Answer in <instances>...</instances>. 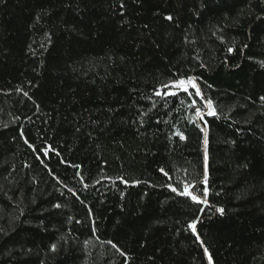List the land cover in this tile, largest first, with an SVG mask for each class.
I'll return each instance as SVG.
<instances>
[{
    "label": "trees",
    "instance_id": "1",
    "mask_svg": "<svg viewBox=\"0 0 264 264\" xmlns=\"http://www.w3.org/2000/svg\"><path fill=\"white\" fill-rule=\"evenodd\" d=\"M120 4L0 0V264H264V2Z\"/></svg>",
    "mask_w": 264,
    "mask_h": 264
},
{
    "label": "snow or ice",
    "instance_id": "2",
    "mask_svg": "<svg viewBox=\"0 0 264 264\" xmlns=\"http://www.w3.org/2000/svg\"><path fill=\"white\" fill-rule=\"evenodd\" d=\"M262 2H264V0H262ZM120 7L121 8L124 7L123 0H121ZM37 19H39V17H37ZM166 19L172 20L173 18L171 16H167ZM45 35H47V34H45ZM49 42H50V40H49ZM44 47H45V45L41 44V48H44ZM244 47L246 48L247 45H244ZM29 48L31 49V45H29ZM241 50H243V49H241ZM228 51L231 53V52L234 51V49L233 48H229ZM261 67H264V61L261 62ZM195 80H196V78L192 77V76L181 77V78H178V79L171 80L168 84L161 85V88L166 89V91L161 92L158 89V90H156L155 95H157V96H161V95L175 96L177 91H184V92L187 93L190 88L194 89L193 95L196 96V97H200L201 98V101L204 104V108L196 107L197 100H195V99H193L191 101V104H189V107H195L194 117H198L201 121H203L205 115H207V116H215L216 115V110L214 108L213 101L211 99H205L203 97V94H202L200 88L198 87V85L196 84ZM171 89H176V91H172ZM16 91L19 92V91H23V90L18 87L16 89ZM23 95L27 97L28 93L27 92H23ZM260 100L262 102H264V96L260 97ZM193 122H194V118H193ZM205 127H207L206 124H205ZM201 131H204V128H201ZM23 135H24V133L22 131L21 132V136H23ZM176 135H179L180 139H185L183 133L177 132ZM25 143H29L26 138H25ZM205 143H207V138H205ZM29 147H32L33 150H35V146L34 145L29 144ZM52 151H54V149H52L51 146H47V147H44V148L40 149V152L44 156H47ZM57 155H59V154L57 153ZM207 159H208L207 152H205V162H207ZM72 167L79 168L80 166L79 165H72ZM160 171L165 176L168 175V173L165 172L163 168H161ZM77 175L80 176V173H77ZM105 179H107V177H105ZM117 179H120L125 184L129 183L127 180H124L123 177H118ZM207 180H208V171H207V166H206L205 167V173H204V180H203V183L205 185L207 184ZM81 182L83 183V177H81ZM133 183H139V181H133ZM85 187H87L86 184H85ZM168 187L171 188V190L173 192H178L179 195L190 197L193 202H196L198 204L208 205V203H209L208 199H207L208 194H209L207 187H204L202 194H195V185L194 184L185 183L184 184V190L182 192H180L178 190V188L173 187L171 184H169ZM68 191L73 192V195H75V192L72 189L69 188ZM121 195H123V194H121ZM53 207L59 208L60 205L56 204ZM204 211H205L204 208L200 209L201 213H203ZM216 211L218 213L222 214L224 209L220 208V207H217ZM200 220H201V217L197 216L195 219H193V220L188 222L187 227L195 235L196 240L200 241L201 245L203 246V242L201 241V238H200V236H199V234L197 232V225L200 222ZM108 243L112 244V247L116 248V250L118 252H120V255L125 257V264H127V259L128 258L126 256V254L123 251H121L114 243H112V241H108ZM55 249H56V245H52V250L55 251ZM204 254H205V256L208 259V264H213V257L209 253V250H208L207 247L204 248Z\"/></svg>",
    "mask_w": 264,
    "mask_h": 264
}]
</instances>
